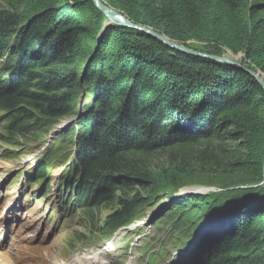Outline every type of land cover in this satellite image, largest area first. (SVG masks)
Wrapping results in <instances>:
<instances>
[{"label":"trees","instance_id":"obj_1","mask_svg":"<svg viewBox=\"0 0 264 264\" xmlns=\"http://www.w3.org/2000/svg\"><path fill=\"white\" fill-rule=\"evenodd\" d=\"M103 2L133 24L190 50L217 57L225 51L242 53L243 65L247 62L249 69L264 74V0ZM8 5L11 12L0 10V142L12 148L31 137L33 146L20 150L40 151L43 146L37 144L46 139L42 134L46 137L60 121L82 115L66 139L53 138L28 174L44 189L51 165L66 162L73 147L72 163L59 178V185L65 183L72 191L58 195L66 205L61 206V216L82 211L84 225L99 233L96 239H108L132 224L146 206L140 191L156 186L149 172L142 171L158 153L183 176L192 178L194 167L199 174L215 169L229 179L200 177L198 185L232 188L261 180L264 90L246 72L170 49L140 31L113 24L98 45L106 19L91 0H9ZM80 68L85 69L82 81L77 76ZM83 95L90 104H83ZM183 131L185 135H177ZM75 136L74 143L70 139ZM11 148L1 156L10 158ZM235 173H253L248 175L252 181L230 185L234 178L229 175ZM189 181L185 184H192ZM243 192L219 199L252 203L245 201L235 213L228 234L209 243L201 255L204 264H255V249H247L251 243H264V188ZM194 201L204 202L201 197ZM101 210L112 213L105 220L106 230L96 222ZM87 239L78 240L85 244ZM159 259L153 254L149 261L157 264Z\"/></svg>","mask_w":264,"mask_h":264},{"label":"rangeland","instance_id":"obj_2","mask_svg":"<svg viewBox=\"0 0 264 264\" xmlns=\"http://www.w3.org/2000/svg\"><path fill=\"white\" fill-rule=\"evenodd\" d=\"M8 1L9 0H0V10L5 9L10 12L12 11L9 8ZM101 1L103 2V0ZM103 3L108 6L105 2ZM24 13H26V11ZM86 24L92 28L91 22L88 21ZM110 25L111 22L106 20L103 29L98 34V45L102 42L103 35ZM196 48H198V46ZM191 50L199 54L207 55L204 51ZM101 54L102 52H100V55ZM222 57L232 59L241 67L264 78V74L260 71H252V69H249V67H247V62L244 64L245 66L243 65L245 61L244 54H232L229 51H225ZM91 60L92 57L87 61L85 69L89 67L90 62H92ZM12 66H16L14 62ZM85 69L80 68L77 74L81 81L82 77L85 76ZM6 75H8V73H6ZM83 104H90V99L87 98L86 95L84 96ZM78 106L79 105H77V107ZM74 116H70L67 120L60 121L46 137L39 132L38 135L46 138L42 145L49 144L48 138H50L51 142L58 134L61 135V137L58 135V140L63 138L66 139L69 128L72 125L77 128L79 120H81L82 117L81 115L79 119H76ZM180 134L185 135V131H183V133H177V135L181 137ZM163 139V141H168L169 138L164 137ZM70 140L74 143L78 142V137L75 136ZM30 141L31 137L26 140H21V144H23L21 146H33ZM65 145L70 147L69 143ZM21 146L8 147L13 150L11 153L12 158L4 159L1 156L3 153L2 150L9 149L0 142V210L6 208L5 212L0 214V222L8 216L11 217L10 219L15 220V225L10 233L0 240L1 248L6 249L9 255V264H66V262L72 258H74L73 261L76 262L92 259L97 264H119L117 262L123 259L126 264H146L142 256V250L146 253L157 254L161 263L204 264L201 255L208 249L209 243L215 240V238H222L226 233L228 234L229 228H231L234 222L235 213L241 207L252 203L250 199H245L234 204L223 203L219 200L221 196L223 194L237 195L239 193L244 195V189L246 191L247 189L249 191H258L264 188L262 174L261 177H259L261 180L256 184H241L232 188H221L213 184L198 185L197 183L201 182V180H199L200 177L204 178V180L211 179L212 181L214 179V181H225L229 179L225 173H221V171H216L215 169L208 173L199 174L198 172H200V170H198V168L191 167L192 173L195 172L191 175L193 180L192 178L180 174L176 167H171L167 160V156H162L159 153L154 154L153 159L155 160H153V163L150 165L146 164L142 172H144V170L149 172V179L151 178L150 182L151 184L155 182L156 186L154 187L152 185L150 188H147V191H140L139 198L146 201V206L138 212L132 224L127 225L109 236L117 240L114 242L117 245L118 251L117 254H114L110 250L106 251L103 249L101 245L98 246L99 243L102 244V241L99 239L103 240V238H93L94 236H98L99 233L95 231L92 233L90 228L84 225L85 220L82 211L77 212L75 215H73V213L71 216L68 215L66 218L62 219V223L57 224L56 222L59 218L57 216L53 218L49 216L52 212L51 208H55L59 205L57 197L54 194L47 196V198H52L50 202L44 201L43 199L39 200V189L37 185H33L28 191L32 196L31 199H27L24 195H20V193H23L21 183H24L25 178L23 175H19V173L23 174L34 166L35 163L33 159L39 153L38 148H35L31 150L33 154L25 158L20 153ZM67 154L69 155L66 157L68 158L66 162L74 156L73 147L68 150ZM64 157L62 159H64ZM62 163H65V161H62ZM138 164L139 163L135 162V166L139 167ZM51 170L49 178L52 183H54L61 170H63V167L61 166L60 169L52 168ZM251 174L235 173L229 175L234 178V182L229 184L236 185L241 180L252 181V177H248V175ZM14 178H16V180H14ZM17 178L20 182H17ZM187 181L192 184L186 185L185 182ZM10 182H12L11 185H9ZM8 185L11 186L10 189L6 187ZM53 188L54 186L52 189ZM166 188H175L177 190L170 192L169 190L167 191ZM198 188H204L206 190L202 189L200 191L197 190ZM252 194L254 195V193ZM197 197L203 198L204 202H195L194 199H197ZM250 197L254 200V196ZM188 199L193 201L186 207L182 206V208L179 203L182 202V200L186 201ZM27 200L29 203L31 202L29 205L26 203ZM245 201L247 202L245 203ZM244 203L246 205H244ZM205 204L211 206H206ZM111 215L112 213L110 211L101 210L96 220L100 229L106 230L105 220ZM49 218L50 220H48ZM219 218H221V220H219ZM254 220L255 219H253V222ZM85 237L88 239L85 241V244H82L83 242L78 239ZM164 240L166 242H164ZM254 241L256 242V240ZM123 242L129 245L128 248L130 251L127 253H123L122 251ZM88 243L94 244L89 245L90 248L86 250L81 249L83 248L81 246ZM257 243L256 247V243H251L248 249L246 246L242 247V249L244 251L245 248L247 250L254 248L255 252L253 253L256 258L255 264H261V260H264V243L262 241H257ZM160 244L163 245V250L157 248ZM73 252H75L74 255H72ZM235 264L240 263L237 261Z\"/></svg>","mask_w":264,"mask_h":264},{"label":"water","instance_id":"obj_3","mask_svg":"<svg viewBox=\"0 0 264 264\" xmlns=\"http://www.w3.org/2000/svg\"><path fill=\"white\" fill-rule=\"evenodd\" d=\"M91 1L93 2L94 6L105 16L106 20H109L111 22V24L116 25L118 27H122V28H130V29L140 31V32L146 34L147 36H149L155 40H158L159 42H161L162 44H164L168 48L174 49V50L182 52L184 54L192 55V56H195L197 58H207L211 61L223 64V65H227V66L233 67V68L238 69V70H242V71L246 72L248 75H250L253 79H255L256 82L264 90V78L259 77L258 75H256L255 73L245 69L244 67H241L234 60L227 59L224 57L210 56V55H206V54L204 55V54H199L197 52H194L188 48H185L181 45H178L177 43H175L173 41L168 40L163 35H160L154 31H152L151 29H147V28H144L142 26H138V25L133 24L127 18H125L122 14H120L119 12L115 11L114 9L106 6L101 0H91ZM261 174H262L263 181H264V162L262 165V173ZM202 189L206 190L204 188H198L197 190L201 191Z\"/></svg>","mask_w":264,"mask_h":264},{"label":"bare ground","instance_id":"obj_4","mask_svg":"<svg viewBox=\"0 0 264 264\" xmlns=\"http://www.w3.org/2000/svg\"><path fill=\"white\" fill-rule=\"evenodd\" d=\"M59 135V134H58ZM60 136V135H59ZM57 138V137H56ZM48 140H49V143H51L50 142V138H48ZM37 145H42V143L41 144H37ZM43 147L41 148V149H44V150H48V148L46 147V145H42ZM41 149H40V151H41ZM21 152V154L23 155V157H27V156H29L30 155V150H25V151H23V149H21L20 150ZM39 151V152H40ZM35 166H37V165H35ZM32 171V170H31ZM35 171V170H34ZM34 171L31 173L32 175H33V173H34ZM20 177V176H19ZM30 179H33V176L30 178ZM14 180H16V178L14 179ZM34 180V179H33ZM19 180H18V178H17V182H18ZM35 181V180H34ZM20 182V181H19ZM11 183L12 182H10L9 183V185H11ZM6 186V187H8L9 189H10V187L11 186ZM35 185H40V183H37L36 182V184ZM20 195H24L27 199H31L32 198V196L30 195V193H25L24 191H23V193H20ZM62 197V196H61ZM28 205L31 203H29L28 202V200H27V202H26ZM138 225V224H137ZM136 226V225H135ZM134 227V226H133ZM112 240H114V239H112V238H109L108 240L106 239V241H108L107 242V244H106V247L112 252V253H114V254H117V249L114 247V244H115V242H110V241H112ZM98 242V241H97ZM94 243H91V244H86V245H83V246H81V247H83V248H86L87 246H89V245H93ZM99 245H101L102 246V248L104 247V245H102V244H98V246ZM72 249V248H71ZM122 250H127L128 252L130 251L129 250V248L127 247V243H125V242H123V249ZM111 255V254H110ZM152 253H146V252H143V250H142V256H143V258L145 259V261H147L146 262V264H151V262L149 261L150 260V258L152 257ZM86 261H78V262H76V261H73V259H71V260H69L66 264H97L94 260H92V259H85ZM10 261V260H9ZM124 261V259L123 260H120V261H118L117 263H119V264H121L122 262ZM0 264H9V262H8V259H7V257H6V255L4 254H2L1 255V257H0ZM157 264H166L165 262H159V263H157ZM168 264V263H167Z\"/></svg>","mask_w":264,"mask_h":264}]
</instances>
